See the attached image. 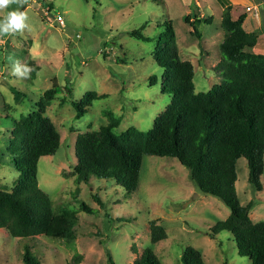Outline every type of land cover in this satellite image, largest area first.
I'll list each match as a JSON object with an SVG mask.
<instances>
[{"label": "rangeland", "instance_id": "1", "mask_svg": "<svg viewBox=\"0 0 264 264\" xmlns=\"http://www.w3.org/2000/svg\"><path fill=\"white\" fill-rule=\"evenodd\" d=\"M230 2L236 5V16L247 15L248 29L260 32L252 51L264 54V0ZM248 6L258 8L260 20L247 12ZM17 7L0 10V21ZM223 9L217 0H26L20 10L27 13L28 27L0 35V190L12 191L21 176L7 150L13 122L36 110V101L54 82L68 86L71 93L63 90L47 108L61 143L55 155L40 159L38 181L55 208H68L76 215V238L20 239L0 229V264H24L25 242L42 264H111L110 255L114 264H133L147 247L163 264H182L187 246L198 249L205 264H251L238 254L231 233L223 231L215 238L209 234L230 209L219 198L200 192L178 159L145 155L139 187L131 195L113 180L77 183L74 173L78 134L100 129L110 115L120 119L114 128L117 134L133 127L146 132L170 104V94L162 89L166 71L153 54L167 22L173 26L181 59L194 65L196 92L222 82L214 67L221 58ZM58 14L63 25L56 21ZM187 16L201 37L193 34ZM211 17L213 22L207 23ZM142 26V34L151 41L130 35ZM16 61L22 71L38 66L35 77L16 75ZM151 76L158 78L156 85H150ZM91 92L107 96L94 100L87 113L76 118L72 102ZM237 174L241 203L256 201L250 217L264 221V175L263 189L256 191L249 183L245 158L238 160ZM81 202L96 213L82 210ZM152 221L165 228L166 239L151 242Z\"/></svg>", "mask_w": 264, "mask_h": 264}, {"label": "trees", "instance_id": "2", "mask_svg": "<svg viewBox=\"0 0 264 264\" xmlns=\"http://www.w3.org/2000/svg\"><path fill=\"white\" fill-rule=\"evenodd\" d=\"M224 7L221 26L224 38L220 43L221 58L214 67L222 82L207 92H196L194 65L182 60L173 26L167 22L166 33L155 40L154 58L166 73L162 89L170 94L171 102L155 119L148 131L129 128L121 134L114 131L120 119L110 115L100 129L78 134L75 141L77 163L74 167L77 183L91 179L113 180L123 187L126 195L137 191L145 155L176 158L189 170V176L203 194L219 198L230 209L229 216L218 220L210 235L231 233L238 254L251 264H264V221L253 222L250 212L257 204L251 200L243 205L236 182L237 163L245 158L249 168V183L262 191L264 175V54L252 49L260 32L245 27L246 14L236 16V5L230 0H217ZM193 24V34L201 37ZM213 22V17L206 19ZM141 29L130 35L151 41ZM32 63L29 61L28 65ZM29 67V66H28ZM38 66L31 68L35 77ZM168 73V76H166ZM150 85L158 78L151 76ZM68 86L57 82L36 101L37 109L13 122L7 150L21 173L12 191L0 190V229L20 239L38 236L71 242L76 238L77 217L68 208H55L54 201L39 186L38 164L42 157L53 156L60 147L61 135L47 115L51 101ZM96 92L73 101L76 118L83 117L94 100L106 97ZM100 201L99 198H97ZM80 208L96 213L85 202ZM167 238L165 228L151 222V242ZM24 264H42L26 242L21 255ZM110 263L114 264L110 255ZM182 264H205L202 253L187 246ZM133 264H163L154 250L147 247Z\"/></svg>", "mask_w": 264, "mask_h": 264}, {"label": "clouds", "instance_id": "3", "mask_svg": "<svg viewBox=\"0 0 264 264\" xmlns=\"http://www.w3.org/2000/svg\"><path fill=\"white\" fill-rule=\"evenodd\" d=\"M25 2L26 0H0V10L7 9L12 4L18 5L15 10L7 12L5 18L0 21V35L23 31L28 27L26 23L28 20L27 13L20 10ZM30 72L31 69L28 67H24L22 71L19 61L15 62L14 73L16 75H24Z\"/></svg>", "mask_w": 264, "mask_h": 264}, {"label": "built area", "instance_id": "4", "mask_svg": "<svg viewBox=\"0 0 264 264\" xmlns=\"http://www.w3.org/2000/svg\"><path fill=\"white\" fill-rule=\"evenodd\" d=\"M247 12H253V14L255 15V17H257L259 20H260V14H259V11H258V8L256 6H248L246 8ZM56 21L63 25L64 24V18L62 15L58 14L57 17H56Z\"/></svg>", "mask_w": 264, "mask_h": 264}, {"label": "crops", "instance_id": "5", "mask_svg": "<svg viewBox=\"0 0 264 264\" xmlns=\"http://www.w3.org/2000/svg\"><path fill=\"white\" fill-rule=\"evenodd\" d=\"M247 23H248V20H247V18H246V21H245V27H246V28H248V27H247ZM252 30H254V29H252Z\"/></svg>", "mask_w": 264, "mask_h": 264}, {"label": "water", "instance_id": "6", "mask_svg": "<svg viewBox=\"0 0 264 264\" xmlns=\"http://www.w3.org/2000/svg\"><path fill=\"white\" fill-rule=\"evenodd\" d=\"M64 84L66 85V82Z\"/></svg>", "mask_w": 264, "mask_h": 264}]
</instances>
